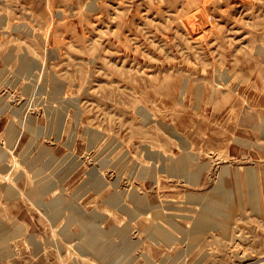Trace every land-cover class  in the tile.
Listing matches in <instances>:
<instances>
[{
    "label": "rangeland",
    "instance_id": "1",
    "mask_svg": "<svg viewBox=\"0 0 264 264\" xmlns=\"http://www.w3.org/2000/svg\"><path fill=\"white\" fill-rule=\"evenodd\" d=\"M119 255L264 264V0H0V264Z\"/></svg>",
    "mask_w": 264,
    "mask_h": 264
},
{
    "label": "bare ground",
    "instance_id": "2",
    "mask_svg": "<svg viewBox=\"0 0 264 264\" xmlns=\"http://www.w3.org/2000/svg\"><path fill=\"white\" fill-rule=\"evenodd\" d=\"M168 168L173 173H179L181 175L187 176L189 174L188 170H189V168H191V164L189 163L188 156L184 155L177 162L172 163L171 165H169ZM247 179L251 183L255 182V180H256L255 174L253 172H248ZM252 191H253V194H252V197H251V199H252L251 200L252 201L251 206H253V208L256 211L258 209V207H259L260 202H259V197H258L257 191H254V190H252ZM229 193L226 192V191L221 190V191L218 192L217 195H215L213 197V199L211 200V204L204 205L203 211L199 214V216L197 215L198 217L195 219V223H194V227H193L194 230L192 231L193 232L192 233V239L194 241L198 240L208 230L214 229L218 225H221L220 220L225 223V221H229L231 219L232 213L234 212V208H233V206H231L232 203L230 202ZM192 198L195 199V197H192ZM112 203L118 204L119 203L118 198H113L112 199ZM236 207H237V205H236ZM129 212H127V213H129ZM155 234H156L157 237H159L160 239H162L163 241H165L167 243H169V242L173 243L174 242L172 240V238L169 235H167L162 228L156 229ZM103 235H104L103 232L97 231L95 236H93V237L90 236V238L87 239V246H89L91 249L96 250L98 252V255H103L104 256L107 253L106 252L107 250L105 249V247H103L104 245L101 246L100 241H98V240H100V239H98V237H102ZM111 249L112 248H110V250ZM121 254L123 255L124 252H122ZM120 255L115 257V259L113 260V264L115 263L116 260L120 259ZM261 263H263V262H261Z\"/></svg>",
    "mask_w": 264,
    "mask_h": 264
},
{
    "label": "built area",
    "instance_id": "3",
    "mask_svg": "<svg viewBox=\"0 0 264 264\" xmlns=\"http://www.w3.org/2000/svg\"><path fill=\"white\" fill-rule=\"evenodd\" d=\"M253 264H255V263H253ZM262 264V263H261Z\"/></svg>",
    "mask_w": 264,
    "mask_h": 264
}]
</instances>
